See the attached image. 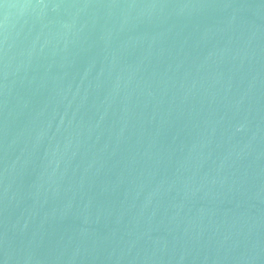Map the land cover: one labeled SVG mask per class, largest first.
Listing matches in <instances>:
<instances>
[{"label":"water","instance_id":"water-1","mask_svg":"<svg viewBox=\"0 0 264 264\" xmlns=\"http://www.w3.org/2000/svg\"><path fill=\"white\" fill-rule=\"evenodd\" d=\"M0 264H264V0H0Z\"/></svg>","mask_w":264,"mask_h":264}]
</instances>
